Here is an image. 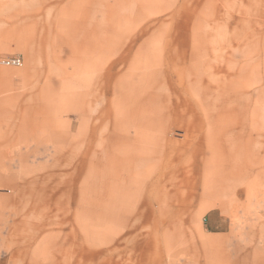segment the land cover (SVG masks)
Wrapping results in <instances>:
<instances>
[{"label": "rangeland", "instance_id": "obj_1", "mask_svg": "<svg viewBox=\"0 0 264 264\" xmlns=\"http://www.w3.org/2000/svg\"><path fill=\"white\" fill-rule=\"evenodd\" d=\"M249 261L264 0H0V264Z\"/></svg>", "mask_w": 264, "mask_h": 264}, {"label": "crops", "instance_id": "obj_2", "mask_svg": "<svg viewBox=\"0 0 264 264\" xmlns=\"http://www.w3.org/2000/svg\"><path fill=\"white\" fill-rule=\"evenodd\" d=\"M11 57H14V56H11ZM7 58H9V57H7ZM23 63H24V60H23ZM13 68H17V67H13ZM6 185L10 186V188L12 187V183L11 182L6 184ZM214 217H216V215H214L213 218ZM213 218L211 219L210 224H209L210 228H212V227L218 228L219 226H223L224 223H226V225L229 226V222H228L227 218L226 219L221 218L220 215H217V219L216 220L213 219ZM212 230H214V229H212ZM211 232H213V231H211ZM248 264H252V262L249 261Z\"/></svg>", "mask_w": 264, "mask_h": 264}, {"label": "built area", "instance_id": "obj_3", "mask_svg": "<svg viewBox=\"0 0 264 264\" xmlns=\"http://www.w3.org/2000/svg\"><path fill=\"white\" fill-rule=\"evenodd\" d=\"M2 65L6 67H22L23 59L20 56L9 57L1 60Z\"/></svg>", "mask_w": 264, "mask_h": 264}]
</instances>
